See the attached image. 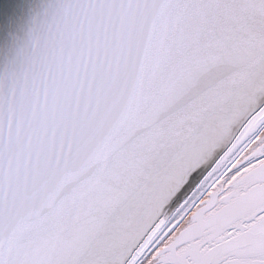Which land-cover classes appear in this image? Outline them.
<instances>
[{"label":"water","instance_id":"obj_1","mask_svg":"<svg viewBox=\"0 0 264 264\" xmlns=\"http://www.w3.org/2000/svg\"><path fill=\"white\" fill-rule=\"evenodd\" d=\"M264 124V0H0V264H144Z\"/></svg>","mask_w":264,"mask_h":264},{"label":"rangeland","instance_id":"obj_2","mask_svg":"<svg viewBox=\"0 0 264 264\" xmlns=\"http://www.w3.org/2000/svg\"><path fill=\"white\" fill-rule=\"evenodd\" d=\"M263 209L264 124L144 264H264Z\"/></svg>","mask_w":264,"mask_h":264},{"label":"bare ground","instance_id":"obj_3","mask_svg":"<svg viewBox=\"0 0 264 264\" xmlns=\"http://www.w3.org/2000/svg\"><path fill=\"white\" fill-rule=\"evenodd\" d=\"M227 213H228V210L227 209H223V211L221 212L220 216L223 217V216L227 215ZM206 225H207V223H206ZM185 235L186 234H184V236Z\"/></svg>","mask_w":264,"mask_h":264},{"label":"flooded vegetation","instance_id":"obj_4","mask_svg":"<svg viewBox=\"0 0 264 264\" xmlns=\"http://www.w3.org/2000/svg\"><path fill=\"white\" fill-rule=\"evenodd\" d=\"M263 211H264V209H263ZM260 252H261V253H264V248H261ZM224 256H225V255H224Z\"/></svg>","mask_w":264,"mask_h":264},{"label":"trees","instance_id":"obj_5","mask_svg":"<svg viewBox=\"0 0 264 264\" xmlns=\"http://www.w3.org/2000/svg\"><path fill=\"white\" fill-rule=\"evenodd\" d=\"M229 227L231 228V227H232V225H230ZM229 227H228V228H229ZM230 228H229V229H230Z\"/></svg>","mask_w":264,"mask_h":264}]
</instances>
